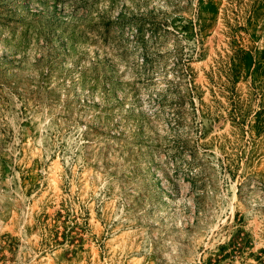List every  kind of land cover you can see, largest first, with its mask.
I'll use <instances>...</instances> for the list:
<instances>
[{"label": "rangeland", "instance_id": "1", "mask_svg": "<svg viewBox=\"0 0 264 264\" xmlns=\"http://www.w3.org/2000/svg\"><path fill=\"white\" fill-rule=\"evenodd\" d=\"M0 264H264V0H0Z\"/></svg>", "mask_w": 264, "mask_h": 264}]
</instances>
